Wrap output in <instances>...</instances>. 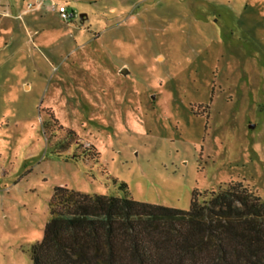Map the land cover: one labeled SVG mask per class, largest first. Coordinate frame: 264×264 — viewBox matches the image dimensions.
<instances>
[{
  "label": "rangeland",
  "instance_id": "374dc122",
  "mask_svg": "<svg viewBox=\"0 0 264 264\" xmlns=\"http://www.w3.org/2000/svg\"><path fill=\"white\" fill-rule=\"evenodd\" d=\"M30 1L0 0V264H33L58 186L264 200V0Z\"/></svg>",
  "mask_w": 264,
  "mask_h": 264
},
{
  "label": "trees",
  "instance_id": "16d2710c",
  "mask_svg": "<svg viewBox=\"0 0 264 264\" xmlns=\"http://www.w3.org/2000/svg\"><path fill=\"white\" fill-rule=\"evenodd\" d=\"M188 211L58 186L33 264H264V200L232 181Z\"/></svg>",
  "mask_w": 264,
  "mask_h": 264
},
{
  "label": "built area",
  "instance_id": "2783aa9c",
  "mask_svg": "<svg viewBox=\"0 0 264 264\" xmlns=\"http://www.w3.org/2000/svg\"><path fill=\"white\" fill-rule=\"evenodd\" d=\"M47 1H49V4H47ZM43 8H47L52 12H57L61 16V18L67 22H72L80 18L79 13L77 11L71 10L68 4L59 3L55 0L30 1L27 5V10L25 11V13L30 11H40Z\"/></svg>",
  "mask_w": 264,
  "mask_h": 264
},
{
  "label": "water",
  "instance_id": "95a60500",
  "mask_svg": "<svg viewBox=\"0 0 264 264\" xmlns=\"http://www.w3.org/2000/svg\"><path fill=\"white\" fill-rule=\"evenodd\" d=\"M87 18H88V16H87L86 14H81V15H80V19H81V20H84V19H87ZM122 73L126 75V74H127V69L124 68V69L122 70ZM253 127H254V126H253Z\"/></svg>",
  "mask_w": 264,
  "mask_h": 264
}]
</instances>
